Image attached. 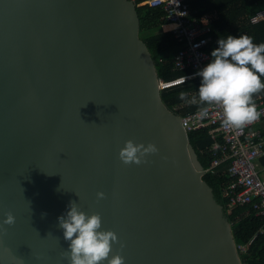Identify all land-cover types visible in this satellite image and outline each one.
Masks as SVG:
<instances>
[{"label": "water", "instance_id": "water-1", "mask_svg": "<svg viewBox=\"0 0 264 264\" xmlns=\"http://www.w3.org/2000/svg\"><path fill=\"white\" fill-rule=\"evenodd\" d=\"M128 140L159 151L125 165ZM204 173L132 0H0V264H69L73 201L125 264H242Z\"/></svg>", "mask_w": 264, "mask_h": 264}, {"label": "trees", "instance_id": "trees-1", "mask_svg": "<svg viewBox=\"0 0 264 264\" xmlns=\"http://www.w3.org/2000/svg\"><path fill=\"white\" fill-rule=\"evenodd\" d=\"M190 3L194 14L207 18L211 25L213 42L208 48L210 54L219 46L218 41L226 39L229 35L234 37L247 35L252 37L256 44L264 43V18L252 22V18L258 12H264V0H191ZM137 11L140 17V37L151 52L159 77L164 81H171L190 73L189 69L179 70L175 66V55L183 43L179 42L172 32L163 30V25L167 23L163 9L144 5L137 7ZM261 80L264 81V76ZM201 81V77H196L162 90L164 103L181 116L196 111L202 105L199 102L192 104L190 100L198 95ZM182 92L186 93L183 100L180 98ZM260 92L264 93V90ZM258 128L264 133V121ZM188 137L205 170L203 178L214 188L217 200L225 208L237 246L240 244L246 246L245 253L238 249L242 264H264V233L261 232L264 228V217L258 216L252 205L229 209L225 188L231 182V178L228 177L230 161H224L217 166L212 165L215 158L212 150L214 141L208 129L188 132ZM218 153L220 154V151Z\"/></svg>", "mask_w": 264, "mask_h": 264}, {"label": "clouds", "instance_id": "clouds-1", "mask_svg": "<svg viewBox=\"0 0 264 264\" xmlns=\"http://www.w3.org/2000/svg\"><path fill=\"white\" fill-rule=\"evenodd\" d=\"M218 45L211 52V62L197 73L202 81L198 95L192 97L190 103L199 102L204 106L198 112L201 118L208 115L207 106H219L223 113L222 126L242 129L260 118L253 95L264 90V81L261 80L264 76V43L256 44L247 35H229L220 39ZM185 96L186 93L180 94L182 100ZM158 151L155 144L145 146L128 140L119 151V159L125 165L139 166L147 163L146 156ZM104 198L103 192L97 193L98 201ZM68 207L66 215L58 218L64 239L69 242V248L61 253V259H67L69 264H125L122 255H112V245L120 242L114 232L101 230V216L87 215L75 201ZM14 224L13 214L6 213L0 229ZM123 247L121 244L120 249Z\"/></svg>", "mask_w": 264, "mask_h": 264}, {"label": "built area", "instance_id": "built-area-1", "mask_svg": "<svg viewBox=\"0 0 264 264\" xmlns=\"http://www.w3.org/2000/svg\"><path fill=\"white\" fill-rule=\"evenodd\" d=\"M137 7L148 5L162 8L165 12L164 31H170L182 47L175 55L174 63L179 70H191L190 73L171 81L160 78L161 91L184 83L197 75L211 61L208 51L213 42L212 28L207 18L197 17L191 7V0H132ZM264 18V12H258L252 22ZM166 25H172L165 29ZM259 93V92H258ZM253 102L260 118L242 129L222 126L223 113L219 106L208 107V115L201 118L200 108L182 116V124L187 133L208 129L214 144L215 158L213 166L230 161L228 177L231 182L225 188V197L229 200V209L237 206L252 205L258 216L264 217V133L258 127L264 121V93L253 96ZM221 140V143H220ZM220 151V154L218 153ZM264 233V228L261 229ZM246 249L245 245L237 246Z\"/></svg>", "mask_w": 264, "mask_h": 264}, {"label": "rangeland", "instance_id": "rangeland-1", "mask_svg": "<svg viewBox=\"0 0 264 264\" xmlns=\"http://www.w3.org/2000/svg\"><path fill=\"white\" fill-rule=\"evenodd\" d=\"M165 29H166V28H165ZM167 29H169V28H167ZM261 177L264 178V173L261 175ZM240 245L243 246V244H240ZM241 252H242V253H245V252H246V249L241 248Z\"/></svg>", "mask_w": 264, "mask_h": 264}, {"label": "bare ground", "instance_id": "bare-ground-1", "mask_svg": "<svg viewBox=\"0 0 264 264\" xmlns=\"http://www.w3.org/2000/svg\"><path fill=\"white\" fill-rule=\"evenodd\" d=\"M167 27L170 29L171 27H173L172 25H167Z\"/></svg>", "mask_w": 264, "mask_h": 264}, {"label": "crops", "instance_id": "crops-1", "mask_svg": "<svg viewBox=\"0 0 264 264\" xmlns=\"http://www.w3.org/2000/svg\"><path fill=\"white\" fill-rule=\"evenodd\" d=\"M165 28H166V30H167L168 27L165 26Z\"/></svg>", "mask_w": 264, "mask_h": 264}]
</instances>
